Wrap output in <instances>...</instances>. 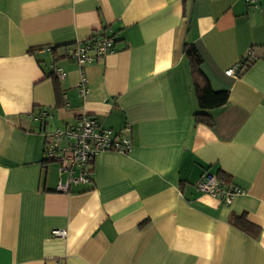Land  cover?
Returning <instances> with one entry per match:
<instances>
[{"label": "crops", "instance_id": "0c3cea01", "mask_svg": "<svg viewBox=\"0 0 264 264\" xmlns=\"http://www.w3.org/2000/svg\"><path fill=\"white\" fill-rule=\"evenodd\" d=\"M103 35L115 52L81 71L69 51ZM187 44L229 92L212 128L195 117ZM263 55L264 0H0V264H264ZM83 115L114 135L130 124L133 148L99 154L63 192L46 135ZM204 173L242 193L225 205L197 188Z\"/></svg>", "mask_w": 264, "mask_h": 264}, {"label": "built area", "instance_id": "2783aa9c", "mask_svg": "<svg viewBox=\"0 0 264 264\" xmlns=\"http://www.w3.org/2000/svg\"><path fill=\"white\" fill-rule=\"evenodd\" d=\"M249 5L257 7L259 0H245ZM115 38L110 35L92 37L74 45L68 53V57L79 64L81 71L86 64L102 62L109 54L115 52ZM264 59V55L263 58ZM247 60V61H246ZM251 50L241 62L228 69L226 74L233 76L239 73L243 62L257 61ZM58 79L64 78L65 74L61 69L56 71ZM81 97L86 98L88 81L83 76L79 84ZM132 127L126 124L118 135H114L111 128L104 127L95 117L83 115L78 121L63 131L57 129L52 134L46 135L45 153L48 162L59 164L60 177L67 174L68 180L60 183L59 190L69 192L73 182L87 183L91 181L90 166L94 164L95 158L104 152H117L127 154L133 148V140L130 137ZM62 143V145H61ZM78 175L75 176V172ZM197 188L213 197H217L225 203L232 204L234 198L242 193L238 187L222 183L218 177L211 173H204L197 183ZM53 236L65 238L67 231L55 230Z\"/></svg>", "mask_w": 264, "mask_h": 264}, {"label": "trees", "instance_id": "16d2710c", "mask_svg": "<svg viewBox=\"0 0 264 264\" xmlns=\"http://www.w3.org/2000/svg\"><path fill=\"white\" fill-rule=\"evenodd\" d=\"M186 58L189 61L192 73V82L197 96L199 111L195 113L197 122L205 124L209 128L214 126V118L210 114L213 110H219L225 107L229 102L228 91H215L207 77L202 72L201 66L203 59L193 44H187L184 49ZM247 61V60H246ZM256 62V61H254ZM254 62H243V67L239 75L247 71ZM57 107L61 106L62 95L59 87H56ZM48 162L47 160H45ZM56 163V162H55ZM59 165V164H58ZM93 170H91L92 172ZM92 179V178H91ZM232 223L239 229L247 232L249 235L257 238L260 229L251 224L246 215L236 216L232 219Z\"/></svg>", "mask_w": 264, "mask_h": 264}]
</instances>
